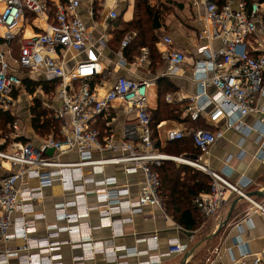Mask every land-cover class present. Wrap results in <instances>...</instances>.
I'll use <instances>...</instances> for the list:
<instances>
[{
	"label": "built area",
	"instance_id": "1",
	"mask_svg": "<svg viewBox=\"0 0 264 264\" xmlns=\"http://www.w3.org/2000/svg\"><path fill=\"white\" fill-rule=\"evenodd\" d=\"M109 1L0 0V40L5 45V49L0 50V108L9 109L12 94L23 87L20 70H29L31 79L44 70L47 80L56 82L54 92L60 106L54 110L53 118L61 125L57 137H43L40 143L20 142L16 121L12 125L10 141L3 139L0 142V163L10 166L7 173H0V245L14 240L24 243L18 249L0 251V264H10L11 259H16V264H63L61 244H70L91 254L76 258L77 261L101 254L107 261L119 263L122 257L135 255L125 246H116L113 239L132 221L124 215L139 214L145 207L163 211L162 183L157 169L167 161L192 167L211 177L210 191L194 199L203 219L218 215L232 195L248 200L254 207L251 211L264 216V202L248 198L242 189L247 182L234 184L229 180L230 169L221 173L203 163V156L223 141V131L199 129L191 132L198 154H164L155 149L153 141L149 112L151 79L119 77L102 93L98 83L110 69L112 60L102 61L101 57L109 48L119 59L117 67L128 65L124 50L137 35H127L118 47H112L116 43L114 30L120 18L122 0H111V5ZM202 1L204 20L210 30L205 29L199 39L206 37L210 41H220L222 46L214 49L212 42L197 44L200 58L194 62L193 75L202 92L193 98V104L186 110L187 117L193 122L198 121L212 103L217 107L211 114L214 121L223 115L246 117L264 113L257 107V100L264 93V0H222V4L216 0ZM88 21L93 29L89 28ZM27 25L34 31L31 36L22 32ZM99 27H102V33L96 30ZM15 41L20 43L19 57L13 64L10 48ZM160 44L167 48L163 55L166 61L164 76H174L186 61V55L174 51L173 41L167 36ZM87 51L89 59L73 66L65 59L70 52ZM148 53V49L143 48L141 56L130 66L135 69L146 67ZM208 86L216 88V97L206 96ZM166 99L171 100L170 97ZM122 106L129 113H135L138 121L126 125L123 140L116 141L111 116L113 110ZM100 123L102 131L98 128ZM228 128L243 131L246 126L229 119ZM185 137L183 130L167 133L169 142ZM51 149L54 153L48 155ZM70 154L77 158L62 159ZM109 167H114L116 173L137 177L136 197L131 195L129 183L122 184L115 175L106 176ZM99 176L102 177L97 178ZM28 179H37L39 186H21ZM54 182H58L66 193H71L73 199L54 206L56 222L46 225V239H37L33 237L37 232V221L45 220V215L36 213L34 203L44 198V189ZM91 196L96 199L95 204H91ZM93 211L100 217L96 227L87 221ZM83 225L87 227L85 231ZM104 227H112L114 236L109 240L95 239L94 229ZM62 232L68 234L67 242L56 241ZM140 241L145 244L146 251L137 255L148 256L144 264H160L162 258L184 255L189 249L187 244L172 241L166 253L155 255L152 253L159 249L156 234ZM231 264H264V251L245 253L238 259L234 257Z\"/></svg>",
	"mask_w": 264,
	"mask_h": 264
},
{
	"label": "crops",
	"instance_id": "2",
	"mask_svg": "<svg viewBox=\"0 0 264 264\" xmlns=\"http://www.w3.org/2000/svg\"><path fill=\"white\" fill-rule=\"evenodd\" d=\"M149 1L152 6L164 5L168 7V11L165 14L162 23V28L157 31L159 38L157 46L159 51L162 55L167 51V48L160 44L161 39L167 36L173 41L172 49L185 54L186 61L180 66L177 73L171 77L164 76L166 71V61L164 56H162L164 59V65L157 71L150 70V62L147 63L146 67L140 69H135L130 66V63L135 62L141 56L142 52H140V54L132 61L127 58L128 65L122 66V68L116 66L118 61H112L110 69L100 77L101 81L98 83L101 88L100 90L102 93H105L111 84L119 77L151 79L153 81V85L149 91V112L151 119L152 117L154 119L155 114L159 110L162 112L165 110L162 104L169 105L173 110L177 109L176 113H181L180 118L182 119V121L164 119L158 122L156 130L158 144L162 150L165 151L167 148L169 143L167 133L171 130H183L186 133V136H190L191 132L195 129L209 131L221 130L224 132V139L220 144L213 146L210 149L209 154L203 156L202 160L204 165L221 173L230 169L229 180L231 182L234 184L248 183V185L242 187L246 194L256 191H264V113L250 114L246 117H241L238 114H233L231 116L223 115L214 121L211 118V114L215 112L217 107L215 103H212L207 107L206 115H202L196 122L191 121L186 115L187 108L193 104V98L202 92L199 81H197L193 75L194 62L200 58V55L197 52V44L206 45L209 44V42H212L211 44L214 49H219L222 46L220 41H210L206 37L199 39L200 34H202L205 29L210 30L204 20L205 9L203 1ZM216 1L219 4H222V0ZM109 3L111 5L112 1L110 0ZM0 7H2V5H0ZM233 7L237 9V4H234ZM121 8L122 9L119 11L120 17L122 16V21L131 22L136 14L135 0H122ZM29 19L31 21V17H29ZM87 24L90 29H93L90 22ZM117 29L118 27L116 30ZM96 30L100 33L103 32L102 27L96 28ZM116 30H114V32ZM97 31H95V36L98 35ZM22 32L27 36L34 34L32 27L29 25L25 26V29ZM15 43H17V41L13 42L10 48L13 64L15 63V60L18 59L13 58L12 47ZM4 46L3 41L0 40V50H4ZM112 47L115 49L118 47V43L116 42ZM247 51L248 54H250L251 48L248 47ZM110 52L109 48L106 49L101 60L104 61L106 58L111 60L109 58ZM89 57L90 55L88 51L81 54L70 52L65 59H67L70 66H73L77 62L86 61ZM29 74H27L26 77H22V79H31ZM160 79L162 81H168L173 85V90L165 92L163 97L159 91ZM31 80L33 82H52L47 80L44 70L39 73L37 78ZM205 93L206 96L211 99L217 96V90L213 86H208ZM167 97H170L171 100L168 101L166 99ZM34 99H40L43 106L48 109V111H51L52 114H54V110L60 106V101L55 95L54 88L51 93L46 94L44 89L39 87L35 94L31 95L26 91V88L23 85L22 88L15 92V94H12L13 101L10 108L7 110L16 117V121L20 128L19 138H24V141L26 142L40 143L43 137L39 136L32 126L33 116L31 108L34 105ZM257 107L264 112V93L258 98ZM165 112H169L168 109ZM111 117L113 120L112 128L114 130L116 141L123 140V131L126 125L137 124L138 121L136 114L129 113L123 106L122 108L119 107L117 110H113ZM229 119L241 122L246 126L245 130L238 131L235 128L229 129ZM98 128L101 131L103 130L102 123L99 124ZM161 153L166 154V152ZM76 158L77 155L70 154L64 156L62 159L75 160ZM9 169V164L0 163L1 174L7 173ZM113 175H115L122 184H130L131 195L133 197L138 195V187L135 185L137 179L136 176L119 174L118 172L116 173L114 167H109L106 170V176ZM101 177L102 176H99L97 178ZM21 186L38 187L39 181L37 179H28L25 180ZM43 192L44 198L34 203L36 213H44L45 215V220L37 221V232L33 235V237L37 239H46L48 236L46 225L56 222L54 206L73 199L72 194L66 193L58 182H54L51 187H47ZM237 198L238 197L235 195L230 196L222 211L214 217L203 219L202 225L195 231H187L181 228L176 224L172 217L165 213L164 208L163 211H161L158 208L145 207L139 214L124 215V217H130L132 221L125 224L122 227V234L113 239V243L116 246H125L126 248L131 249L135 255L124 256L119 260V263L109 262L105 256L101 254H97L93 259L77 261L76 258H86L91 254L82 251L80 248L72 247L70 244H61L60 253L63 258L62 262L63 264H144L148 261V256L137 255V253L146 251L145 244L140 240L145 236L156 234L158 236L159 249L152 254H164L168 251L169 244L172 241H178L181 244L189 245V249L186 253L195 249L187 264H231L234 257L238 259L245 253L254 254L264 251V216L259 212H252L251 210L254 207L252 203L246 199L238 202L231 220L219 231L217 236L205 240L217 231L220 223L227 217L233 202ZM252 199L258 203L264 202V197L253 196ZM90 202L91 204H95L96 199L91 196ZM70 212H74V209H70ZM99 219L98 212L93 211L87 221L91 223L92 226L96 227L99 224ZM60 226H64V224L60 223ZM82 228L83 231L87 229L85 225H83ZM113 234L114 229L112 227L98 228L93 231V237L95 239L109 240L114 236ZM68 238V234L62 232L56 241L63 243L67 242ZM190 238H192L191 242ZM23 244L22 240H14L5 244L2 243L0 245V251L15 250L23 246ZM121 254L123 255L124 252L122 251ZM184 255L164 257L160 264H181ZM16 263V259L10 260V264Z\"/></svg>",
	"mask_w": 264,
	"mask_h": 264
},
{
	"label": "trees",
	"instance_id": "3",
	"mask_svg": "<svg viewBox=\"0 0 264 264\" xmlns=\"http://www.w3.org/2000/svg\"><path fill=\"white\" fill-rule=\"evenodd\" d=\"M135 7L136 14L133 20L131 22L122 21L117 24L118 29L115 31V34L117 39L121 41L127 34L136 32V38L124 50L125 56L132 61L142 52L143 48H147L149 51V68L150 70L157 71L164 65L163 55L157 46L159 42L157 31L162 28L168 7L164 5L152 6L149 0H135ZM23 85L31 95H34L39 87H42L46 94H49L53 88L55 90L56 82H33L31 79L25 78ZM172 90L173 85L170 82L160 79L159 91L162 97L165 92ZM162 106L165 110L163 112L159 110L155 114L154 119L153 117L151 119L155 149L172 156L198 154L199 151L194 147L191 134L182 140L169 142L165 151L160 148L156 130L158 122L164 119L182 121L180 118L181 113H176L177 109L173 110L166 104H162ZM167 109L169 112H165ZM31 113L33 116L32 126L39 136H59L60 122L53 118L51 111H48L43 106L40 99H34ZM14 122H16V117L9 110L0 108V139L10 140ZM7 128L10 133L4 135L3 132L5 133ZM18 141L26 142L24 138H19ZM157 171L161 176L162 186L160 195L165 213L172 217L176 224L187 231L198 229L203 223V217L195 207L194 199L200 194L210 191L211 177L192 167L185 165L178 166V164L171 161L164 162Z\"/></svg>",
	"mask_w": 264,
	"mask_h": 264
},
{
	"label": "water",
	"instance_id": "4",
	"mask_svg": "<svg viewBox=\"0 0 264 264\" xmlns=\"http://www.w3.org/2000/svg\"><path fill=\"white\" fill-rule=\"evenodd\" d=\"M53 153H54V150L51 149V150L48 151L47 154H48V155H52ZM253 196L264 197V191H256V192H252V193L247 194V197H248V198H252ZM241 200H243V198L240 197V198H237V199L233 202V204H232V206H231V208H230V211H229L227 217H226V218L220 223L219 228L217 229V231H215V233H213L211 236H209V237L206 238L205 240H209V239H212L213 237L217 236V234L219 233V231H220L224 226H226V225L229 223V221L231 220L232 215H233V213H234V210H235V208H236V205H237L238 202H240ZM194 251H195V249H193V250L189 251L188 253H186V254L183 256V259H182V261H181V264H187L189 258L193 255Z\"/></svg>",
	"mask_w": 264,
	"mask_h": 264
},
{
	"label": "rangeland",
	"instance_id": "5",
	"mask_svg": "<svg viewBox=\"0 0 264 264\" xmlns=\"http://www.w3.org/2000/svg\"><path fill=\"white\" fill-rule=\"evenodd\" d=\"M122 9V8H121ZM121 15H122V13H121ZM120 22H122V16L120 17V19L116 22V26L115 27H117V24H119ZM116 42L119 44V40L117 39V36H116ZM19 45H20V43H19V41H17V43H15V45L12 47V51H13V58H18L19 56H18V50H19ZM109 58L112 60V61H114V62H116V61H118L119 59L115 56V55H113L111 52L109 53ZM29 70H26V69H22V70H20V76L21 77H26V75L27 74H29ZM19 104V103H18ZM21 105V104H20ZM10 133V131H9V129L7 128V131L4 133L3 132V134L4 135H8ZM11 134H12V132H11ZM2 141V139H0V142ZM8 141H10V140H8ZM177 164V163H176ZM178 166H180L179 164H178Z\"/></svg>",
	"mask_w": 264,
	"mask_h": 264
}]
</instances>
